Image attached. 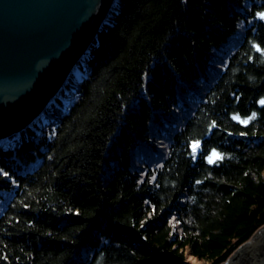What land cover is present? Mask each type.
Instances as JSON below:
<instances>
[{"label": "trees", "instance_id": "16d2710c", "mask_svg": "<svg viewBox=\"0 0 264 264\" xmlns=\"http://www.w3.org/2000/svg\"><path fill=\"white\" fill-rule=\"evenodd\" d=\"M119 5L0 149V264H220L264 226V0Z\"/></svg>", "mask_w": 264, "mask_h": 264}, {"label": "water", "instance_id": "95a60500", "mask_svg": "<svg viewBox=\"0 0 264 264\" xmlns=\"http://www.w3.org/2000/svg\"><path fill=\"white\" fill-rule=\"evenodd\" d=\"M119 3L0 0V149L69 102L65 94L85 76L93 40ZM220 264H264V226Z\"/></svg>", "mask_w": 264, "mask_h": 264}, {"label": "snow or ice", "instance_id": "6c2138e0", "mask_svg": "<svg viewBox=\"0 0 264 264\" xmlns=\"http://www.w3.org/2000/svg\"><path fill=\"white\" fill-rule=\"evenodd\" d=\"M259 16L260 19H264V12H261V13H258L257 14ZM254 47L256 48V51L258 52H264V49H261L258 45H254ZM259 103L264 106V98H262ZM255 113L252 114V116L248 117V119L246 120H241L240 122L241 123H244V124H247L251 119H253L255 117ZM233 119H239V117H233ZM199 146V141H196L194 144H193V153H195L197 147ZM223 157L219 154V153H216L215 151H213L212 155L208 158V162L209 163H214L215 161L217 160H220L222 159ZM4 175H7V173H4Z\"/></svg>", "mask_w": 264, "mask_h": 264}, {"label": "rangeland", "instance_id": "374dc122", "mask_svg": "<svg viewBox=\"0 0 264 264\" xmlns=\"http://www.w3.org/2000/svg\"><path fill=\"white\" fill-rule=\"evenodd\" d=\"M65 96L69 99V94H65ZM69 102H70V99H69ZM68 102V103H69ZM64 103V102H63ZM68 103H64V106H61L59 109H64V107H66L67 105H68ZM195 143V142H194ZM193 143V144H194ZM193 144H192V148H193ZM197 150V149H196ZM213 151H215L216 153H218L216 150H213ZM213 151H211L210 152V154L208 155V157H207V160H208V158L212 155V153H213ZM220 154V153H219ZM188 259V261H189V263H191V264H207L206 262H204L203 260H198V259H195V258H193V257H187Z\"/></svg>", "mask_w": 264, "mask_h": 264}, {"label": "bare ground", "instance_id": "6f19581e", "mask_svg": "<svg viewBox=\"0 0 264 264\" xmlns=\"http://www.w3.org/2000/svg\"><path fill=\"white\" fill-rule=\"evenodd\" d=\"M65 86V85H64ZM64 86H63V88H64ZM70 94H71V92H70ZM45 125V124H44Z\"/></svg>", "mask_w": 264, "mask_h": 264}]
</instances>
